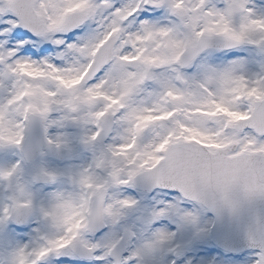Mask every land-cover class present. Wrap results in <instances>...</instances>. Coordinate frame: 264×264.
Listing matches in <instances>:
<instances>
[{
	"label": "snow or ice",
	"instance_id": "6c2138e0",
	"mask_svg": "<svg viewBox=\"0 0 264 264\" xmlns=\"http://www.w3.org/2000/svg\"><path fill=\"white\" fill-rule=\"evenodd\" d=\"M0 264H264V0H0Z\"/></svg>",
	"mask_w": 264,
	"mask_h": 264
},
{
	"label": "rangeland",
	"instance_id": "374dc122",
	"mask_svg": "<svg viewBox=\"0 0 264 264\" xmlns=\"http://www.w3.org/2000/svg\"><path fill=\"white\" fill-rule=\"evenodd\" d=\"M54 162L55 159L51 158ZM138 198V196H137ZM161 197L159 195H157L156 193L153 194H144V199L143 196H141V207L134 213L133 219L135 222H137L139 224V229L138 230H142L145 225H143L142 223H140L138 220H136L137 217L140 218H147L148 213L150 212V210L152 209V207L156 204V202L160 199ZM166 223V222H165Z\"/></svg>",
	"mask_w": 264,
	"mask_h": 264
}]
</instances>
